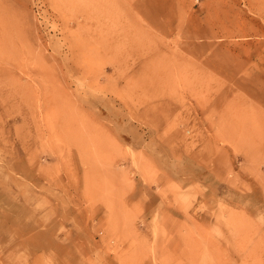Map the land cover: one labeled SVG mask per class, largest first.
<instances>
[{
	"label": "rangeland",
	"instance_id": "374dc122",
	"mask_svg": "<svg viewBox=\"0 0 264 264\" xmlns=\"http://www.w3.org/2000/svg\"><path fill=\"white\" fill-rule=\"evenodd\" d=\"M0 264H264V0H0Z\"/></svg>",
	"mask_w": 264,
	"mask_h": 264
}]
</instances>
